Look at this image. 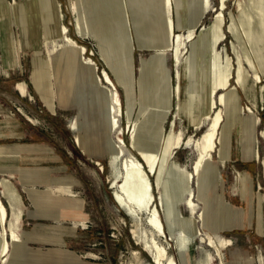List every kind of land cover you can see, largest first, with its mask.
I'll return each mask as SVG.
<instances>
[{"label": "rangeland", "instance_id": "obj_1", "mask_svg": "<svg viewBox=\"0 0 264 264\" xmlns=\"http://www.w3.org/2000/svg\"><path fill=\"white\" fill-rule=\"evenodd\" d=\"M189 1L168 0L167 15L173 22L174 30L172 46L165 47L162 56L167 85L165 89H161L164 80L158 78L159 82L155 83L154 89L152 85L149 86L147 94L150 99L142 104L138 84L139 69L141 62L149 61L155 52L141 49L134 42L136 32L140 31L141 15L133 0L95 1L97 11L108 19L111 37L108 47L105 43V49L101 48L95 33L86 28L87 19L94 11L93 8L91 10L89 0H0V145L19 144L30 150L32 155L58 158L62 165L61 171L54 175L56 177L44 194L33 187L23 188L38 207L49 202L47 194L56 199L49 204L58 200L55 197L57 194H63L64 199L57 201L58 204L68 200L73 206L63 207L60 213L53 214L69 215L68 217L74 218L73 222L79 221L76 218L83 215L82 205L90 210L89 222L76 228L71 244L76 250L98 251L94 255L96 261L110 264H154L156 250L152 239L155 235V241L165 248L167 256H172L176 264H220L219 257L208 245L207 238L212 236L228 242L221 250L224 264H264V138L259 136L260 131L264 130V19L255 18L262 27L256 44L251 35L245 33L240 21L235 20L231 29L229 28L231 17L237 19L246 12L240 11L239 3L244 10L253 11L255 7L264 12V0H253V4L250 3L251 0H224V37L208 55L201 48H198L200 51L197 55L196 41L201 28L213 21L220 8L219 0H209L208 5L202 9V17L196 22L192 40L188 38L187 28L175 26L179 7L186 8ZM197 12L198 6L195 4L185 15L190 20ZM256 14L257 12L254 13ZM120 21L128 22V33L125 36L131 40L128 59L133 66L130 117L133 122L130 127L126 114L128 107L125 89L113 73L119 62L121 65V58L125 60L127 57L119 47L123 36ZM60 24L66 26L70 38L84 47V56L95 62L99 72L105 69L115 83L120 95L121 112L117 110L114 115L123 134L124 141L120 145L124 156H133L144 163L132 144L131 135L135 132L136 147L156 151L160 154L161 161L164 144L171 136L168 157L162 166L161 184L156 182V175H149L153 193L151 203L159 210L165 237L157 236L146 223L147 214L140 213L137 217H131L113 199L111 181L117 171H121L120 158L112 163L110 151L114 133L107 127L109 118L103 113L99 93L93 91L91 94L92 88L84 79V72L75 52L63 41ZM83 30L87 32L84 33ZM175 48L177 54L174 52ZM117 53L119 58H116ZM204 57L208 58L210 65L218 63L220 68L226 61L232 64L229 82L230 88L236 86L237 96L229 109L219 104L212 109L214 113L222 108L223 113V121L215 141L216 148L208 157L209 168L202 166L201 176L187 182L181 170H191L198 155L195 141L209 124V120L203 118L206 106L201 103L204 84L197 90L194 88L198 74H201L205 65ZM120 69L126 71L125 64ZM237 70L247 77L245 90L237 83ZM143 71L145 74L148 72L147 66L143 67ZM253 71L262 74L258 82L253 83ZM35 77L43 80V87H36ZM16 83V88L22 95L16 90ZM163 90L170 96V107L163 121L161 134L155 135L151 128L155 112L160 109L158 100L161 93H164ZM221 91L218 90L216 94ZM150 96H153V100ZM247 107L253 112L250 116L252 121L256 119L257 123L250 136L238 122L241 117L249 115ZM77 116L84 149L75 143L77 132L69 127ZM219 150L223 152V157ZM248 150L251 151L249 155L243 156L242 152ZM254 150L258 153L256 159L251 157ZM10 152L11 150L1 147L0 159ZM27 170L33 176L37 173L36 168ZM146 170L148 171L147 167ZM211 173L212 180L201 191L200 179H207ZM9 175H1L9 179L0 177V180H5L14 187L26 210L29 202L26 194L16 183L14 173L10 177ZM187 197L193 200V210L184 203ZM0 198L10 215L7 200L1 194ZM189 217L194 218L200 235L190 239L186 243V251H181L177 238L182 233L186 234L183 220ZM20 222L22 225V218ZM24 232L20 226L22 237ZM63 253L64 251L45 252L47 257H59L61 261L66 258ZM68 256L67 258H71ZM74 261L81 263L76 256ZM163 263L166 264V261L163 260Z\"/></svg>", "mask_w": 264, "mask_h": 264}, {"label": "bare ground", "instance_id": "obj_2", "mask_svg": "<svg viewBox=\"0 0 264 264\" xmlns=\"http://www.w3.org/2000/svg\"><path fill=\"white\" fill-rule=\"evenodd\" d=\"M95 1L96 0H89L91 5V10L93 8L94 11L91 12L89 19H87L88 26L86 28L92 30L93 33H95L94 35L99 41L101 48L105 49L106 48L105 43L107 44L108 47L110 42L109 40L111 37V35L108 32V24H107L108 19L106 18L105 15H102L100 14V12L97 11V8L95 6ZM133 1L134 4L136 3L138 9L140 10L139 13L141 15L140 31L136 32V38L134 42H136L138 47L141 49H149L155 52L150 57L149 61H146L147 63L145 61L141 62L142 64L140 65V69H139L138 84L140 86L139 88L141 90V96H142L141 103L145 104L146 101L150 99L148 97L149 95L147 94L150 91L149 86L152 85L153 86L152 88L154 89L156 85L155 83L159 82L158 78L164 80L161 89L166 88L165 86L167 85V79L165 77L163 70L162 56H164L163 54V52L165 51L164 48L165 47L168 48L172 46L171 38L174 30V25L172 20L167 15L166 6L168 0H133ZM187 3L188 4L186 8L181 9L179 7L178 21L176 22L175 26L178 28H182V27L187 28L188 38L192 40L195 36L196 22H198L202 17V13H203L202 9H204V7L208 5L209 0H190ZM219 3H220V8H218V10L216 9L217 11L215 13V17L213 21L207 27L203 26L201 28V32L197 36V41H196L197 55L200 50L205 51L206 53L205 55H208V53L213 51L215 49V46H217L216 44L219 43V41H221V39L224 37V32L222 30V24H223L222 10L225 5V1L219 0ZM250 3L253 4V0H251ZM195 4L198 6V12L195 16L191 17L190 20H188L189 18L186 17L185 14L187 11L192 9ZM238 5L240 11L242 12L246 11V12L241 16L239 15L240 17L238 16L237 19L231 17L232 22L229 25V28L231 29V27L235 23V20L240 21L242 26H244L245 33L251 35L253 42L256 44V42H258V40L260 39V33L262 31V27H260L258 22L255 21V18L264 19V12L256 9L255 7H253V11L249 9L244 10L241 8V3H239ZM256 12L257 14L254 15V13ZM126 23L128 22L122 21L120 24V28L123 36H121L122 40H121V45H119V47L121 48L120 51L125 53L124 55H127V57L125 60L121 58V65L120 62L118 64L115 63V65L117 64L118 66L116 65V68L113 70V73L119 84L122 85L125 89L126 105L128 107L126 114H127L128 122L130 123V125L128 126L130 127L133 122L132 119L130 120L131 112H132V103H133V92H132V83H131L133 66L128 59V55L131 49L129 46L131 40L129 39V37L125 36L128 33ZM134 26H136L135 23ZM83 31L84 33L87 32V30H83ZM60 33L64 35L63 41L67 44V46L71 50L75 52L79 60L80 66L83 69L84 79L88 82L89 86L92 88L91 94H93V91L99 93V97L104 107L103 113L109 118L107 120V127L109 131H113L114 133V137H113L114 140L112 141V148L110 151L113 157L112 163H114L119 158L121 160V165H120L121 171H117L110 185L111 189H113L112 196L114 201L121 209L125 210L126 213L131 217H137L140 213L147 214L146 223L156 232L157 236L165 237L163 222L162 219L159 218L160 217L159 210L157 207L155 208L153 206V203H151L153 199V193L151 186L152 184L150 183L149 180V175L151 173L153 175H156V182L158 183V185L161 184V173L163 168L162 166H164L163 164L166 162L168 157V153L171 145V136H169L166 139V142L164 144L165 146L163 148L164 149L163 155L160 161L159 158L160 154L158 155L156 151H151V150L147 151L136 147L137 134L134 132L131 135L133 147L138 150V154L140 155V158L143 159L145 164L140 160H137L133 156L125 157L124 153H122V149L120 145L124 141L123 134L122 131L120 130V127L114 115V113L117 110L121 112L120 95L116 89L115 83L113 82L109 73L105 69H102V72H99L95 62L90 57L84 56V47L79 43L75 42L72 38H70L67 35V28L63 24H60ZM196 43H194V46H196ZM198 48L201 49L198 50ZM174 52L175 54H177V48H175ZM119 57L120 56L117 53L116 58ZM111 59H109L110 62ZM205 60H206L205 65L202 70L200 69L201 74L200 73L198 74V80H196L195 82L196 86L194 88L197 90L200 88V85L202 86V84H204L205 88L203 87V91H202L203 97L201 103H203L206 106L205 116L203 118L208 119L209 124H208V128L204 132H202L201 136L195 141V145L198 149V155L192 164L191 170L190 171H186L184 169L181 170V173L185 175L187 182L189 180L194 179L195 177L201 176L202 166L206 165V167H208L209 164L208 157H210L211 152L216 148L215 141L218 137L219 129L223 121V113H222V108L217 110L215 109L216 111L214 113L212 112V109L215 108L217 104H219L225 109L226 108L229 109L231 107V104L234 103L237 96V94L235 93L236 86L230 88V82H229L230 78L232 77L231 76L232 64L229 61H226L224 66L220 68L219 66H217L218 63L213 62L210 65V63H208V58ZM113 61H116V59H113ZM200 61H202L201 58ZM123 64H125L124 70L126 71L120 69L122 68ZM239 64L240 62H238V65ZM250 65L253 67V64L251 62ZM144 66H147L148 72L146 74L143 71ZM240 66L241 65H239V68ZM258 70L260 71V69ZM237 71H238L236 78L237 83L240 84L243 90H245V83L247 77L245 75H242L240 70ZM253 72L255 75L253 79V83L256 81L258 82L261 73L259 74L258 72L256 73L255 71ZM218 90H222V91L216 94ZM158 91L160 92V90ZM150 97H152L153 100V96ZM159 97L160 98L158 100V104L160 109L155 112L154 125L151 128V132L155 135L161 134L163 121L166 118L168 109L170 107V96L166 93V91H164L163 94L161 93ZM160 99L163 101H160ZM246 110H248L249 115L246 117L244 116L241 117L238 122L241 123V127L245 128L247 135L250 136V132L252 131V128L256 124V119L252 121V118L250 116L253 115V112L248 107L246 108ZM211 112L213 113L212 115ZM138 115L136 118H138ZM69 127L77 132L75 136V143L79 146V148L84 149L85 144H84L83 135L82 133L79 132V129L81 128L79 123V116H77V118L69 124ZM259 136L264 138V130L260 131ZM189 140H191V138H189ZM250 152L251 151L248 150L244 152V155L248 156ZM219 153L220 156L223 157V152L219 150ZM253 155L255 158H258V153L256 150H254ZM146 167L148 168V171L146 170ZM212 177L213 176L211 173V175L207 179L204 178L200 179L201 191L205 187H207L209 182L212 180ZM0 194L7 200L10 209V215H8L9 212L0 198V263L19 264L18 260L22 246V240H21V235L18 231L19 229L18 227L24 205L22 204L20 200V196L17 194L14 187L5 180H0ZM47 196H48L47 200H49V202L51 201L50 203L56 200V199L54 200V198H52L49 194H47ZM35 202L37 203V199H35ZM184 203L188 208L193 210L194 204L192 199H189L187 197ZM60 206L64 208H70L73 206V204L70 203L68 200H63L60 203ZM50 214L54 215L52 211H50ZM226 217L229 218V216ZM183 221H185L186 227L185 226L184 227L185 230L187 231L186 234L182 233V235H180L177 238V245L180 246L181 251H186L187 249L186 243H188L190 239L200 234H199V230L194 224L195 220L193 217H189L187 219H184ZM7 225H8V229H7ZM207 240H208V245L213 249L215 255L219 257L220 264H224L221 255V250L228 245V242L223 239L213 238L212 236H208ZM152 243L154 249L156 250V255L154 257V264H164L163 260L166 261V264H176L172 256L171 257L167 256V252L165 248L158 245V243L155 241V235L154 238L152 239ZM209 257H210L209 254H207L208 259H210ZM206 264H210V262H207Z\"/></svg>", "mask_w": 264, "mask_h": 264}, {"label": "crops", "instance_id": "obj_3", "mask_svg": "<svg viewBox=\"0 0 264 264\" xmlns=\"http://www.w3.org/2000/svg\"><path fill=\"white\" fill-rule=\"evenodd\" d=\"M17 83L15 88L17 87ZM34 84L39 89L43 87V80L35 77ZM17 91L19 92V90ZM19 94L22 95L20 92ZM0 135H2L1 132ZM1 147L9 149L11 152L0 159V177L8 178L1 175L10 174V177L14 173V177H16L15 181H17L16 183L21 187L29 201L26 210H24L25 205L23 206V216H21L22 225L20 224V219L18 227L19 233L20 226L25 231L23 237L20 233L22 246L19 253V264H78L74 261V256L81 261L80 264H110L108 262H99L95 260L96 258H94V255H96L98 251L76 250L72 247V238L75 236L74 231L80 225L84 226L85 223L89 222L90 210H86L85 206L82 205L81 211L83 215L76 218L79 220L76 222H73L74 218L68 217L69 215H50V211L53 213H60V211L64 209L57 202L64 199V195L59 193L55 196L58 199L55 203L49 204V202H47L46 205L44 203L41 207H38L33 204L27 191L23 188V186L26 188L33 187L43 193L48 185L52 184V179L56 177L54 175L61 171L62 165L60 161L57 160L58 158L52 157L50 159L48 157L42 158L35 154L32 155L30 150L24 149V147L19 144L0 145V148ZM242 155L244 156L243 152ZM251 157L256 159L253 153ZM27 168H36L37 173L33 176L28 173ZM43 202H45L44 198ZM46 251H64L63 255L66 258H64V261H61L59 257H47L45 254ZM68 252L69 254H67ZM67 255L71 258H67Z\"/></svg>", "mask_w": 264, "mask_h": 264}]
</instances>
